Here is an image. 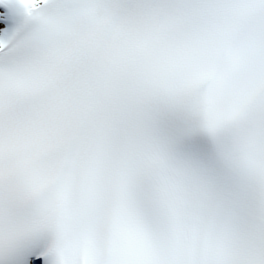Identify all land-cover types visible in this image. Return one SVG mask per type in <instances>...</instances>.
<instances>
[{"label":"snow or ice","instance_id":"1","mask_svg":"<svg viewBox=\"0 0 264 264\" xmlns=\"http://www.w3.org/2000/svg\"><path fill=\"white\" fill-rule=\"evenodd\" d=\"M0 264H264V0H0Z\"/></svg>","mask_w":264,"mask_h":264}]
</instances>
